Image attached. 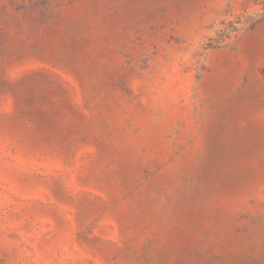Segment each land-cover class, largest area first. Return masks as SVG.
Here are the masks:
<instances>
[{"label": "rangeland", "instance_id": "obj_1", "mask_svg": "<svg viewBox=\"0 0 264 264\" xmlns=\"http://www.w3.org/2000/svg\"><path fill=\"white\" fill-rule=\"evenodd\" d=\"M0 264H264V0H0Z\"/></svg>", "mask_w": 264, "mask_h": 264}]
</instances>
